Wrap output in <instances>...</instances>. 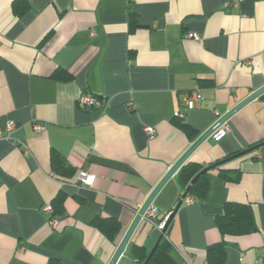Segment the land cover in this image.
I'll use <instances>...</instances> for the list:
<instances>
[{
  "label": "crops",
  "instance_id": "0c3cea01",
  "mask_svg": "<svg viewBox=\"0 0 264 264\" xmlns=\"http://www.w3.org/2000/svg\"><path fill=\"white\" fill-rule=\"evenodd\" d=\"M25 1L0 0V133L8 119L16 122L11 137L0 139V263L108 264L169 168L264 85V0H27L21 10ZM62 71L72 77L61 79ZM196 88L200 105L185 109L184 92ZM84 92L104 106L81 108ZM180 109L197 130L193 137L174 122ZM227 124L229 134L211 136L190 159L207 166L264 141V95ZM53 150L73 175L54 171ZM84 167L95 174L93 185L76 180ZM225 167L235 180L209 170L206 198L183 201L175 213L167 264H206L208 246L222 240L226 264H264V143ZM59 192L54 228L44 207ZM182 195L176 174L155 198L158 216ZM227 201L250 203L257 231L223 235L215 219ZM97 216L120 221L117 243L92 224ZM160 234L145 221L130 243L149 253ZM124 258L136 264L129 247Z\"/></svg>",
  "mask_w": 264,
  "mask_h": 264
},
{
  "label": "trees",
  "instance_id": "16d2710c",
  "mask_svg": "<svg viewBox=\"0 0 264 264\" xmlns=\"http://www.w3.org/2000/svg\"><path fill=\"white\" fill-rule=\"evenodd\" d=\"M26 1L24 2L25 4L20 7L21 10L22 9L24 10L26 6L28 5V2L26 3ZM129 24H130V30H133L137 25L136 16L132 10H130ZM59 77H61V79H70L72 75L68 71H62V74ZM101 100L103 101L102 97H101ZM184 117L185 116L175 115L174 122L177 124V126L180 129L186 132L190 137H193L194 135L197 134V130L194 127H192L190 124L185 122ZM257 144H260V143H257ZM255 145H252L251 147H249V149L254 147ZM256 149L257 148L252 149L244 154H240L242 152L241 151V152H237L231 155H226L225 157L218 159L215 162L210 163L207 166H205L204 164L198 163V162H194L189 158L187 162L180 168L179 172L177 173V177L183 188V195H182L181 200L184 201L183 196L186 194L187 191L188 192L186 196L192 195L194 196L195 200H198L200 202L206 198L208 188H209V176H208L209 170L201 174L193 184H192V180L201 171H203L205 168L211 165H215L211 169H217L218 174L222 178H224L225 181L235 180L233 177L229 175V171H228L229 169H227L225 165L231 160V158H238V157H241L247 154H251ZM51 164H52L54 171L59 174L71 176L75 172V168L72 167L67 162L66 158L60 155V153H58L55 150L52 151ZM63 198L64 196L62 195L61 192H59L54 198V200L52 201L53 213L51 217L54 215L61 214ZM158 219L160 220L163 218L159 217ZM145 221L147 220L144 218L142 222L140 223V225H142L143 222ZM215 221L223 235L225 234H235V235L248 234V233L257 231L258 229L250 203H240V202L235 203V202L227 201L224 205L223 212L216 215ZM92 224L95 227H97L99 230H101L105 234V236L114 243H117L119 241L123 233L122 224L120 223L118 219L114 217L97 216L93 220ZM169 227L167 228L166 234L161 239L157 249L155 250L148 264H167L168 262L171 261L167 253L171 245V242L169 241V236H168ZM227 245L228 243L225 240L209 245L207 248L206 264H226ZM128 247L130 249V253L132 257L134 258L136 264H144V262L146 261L148 257L146 248L143 245L137 244V243H129ZM50 263L51 264H62L60 261L55 260V259L51 260Z\"/></svg>",
  "mask_w": 264,
  "mask_h": 264
},
{
  "label": "water",
  "instance_id": "95a60500",
  "mask_svg": "<svg viewBox=\"0 0 264 264\" xmlns=\"http://www.w3.org/2000/svg\"><path fill=\"white\" fill-rule=\"evenodd\" d=\"M262 95H264V85L261 86L260 88L256 89L255 91H253L250 95H248L247 97H245L244 99H242L238 103H236L230 110H228L225 114H223L221 117H219L207 130H205L203 133H201L197 137V139L195 141H193V143L181 155V157L169 168V170L167 171V173L157 183V185L153 188V190L148 195V197L146 198V200L144 201V203L137 210L136 215H135L132 223L130 224V226L126 230V232L123 235V237L120 240V242L118 243L117 248H116L113 256L111 257L110 261L108 262V264H119L121 258L123 257V255L125 254V252L127 250V247L129 245V243H130V241H131L134 233L138 229V227H139L140 223L142 222V220L145 218V215H146L147 210L149 209V207L154 204L155 198L157 197V195L159 194V192L164 188V186L167 184V182L173 176H175L179 172L180 168L187 162V160L194 154V152L208 138H210L211 136H214L215 133L217 132V130L219 128H221L223 125L227 124V122L237 112H239L242 108H244L250 102H252L253 100H255V99L259 98V97H261ZM263 143H264V141L262 143H260V144L255 145L254 147H252L250 149H247V150L242 151L240 154H244V153H246V152H248V151H250L252 149L258 148ZM236 156H238V155H236ZM214 166L215 165H211V166L205 168L203 171H201L198 175H196V177L192 180V184L198 179V177L201 174H203L204 172L210 170ZM187 192H186V194H187ZM186 194L183 196L184 199L186 197ZM182 203H183V200H181L177 204L176 208L170 213L169 218H168L167 223H166V227L161 232V234H160L159 238L157 239L155 245L153 246V248L148 253V257H147L146 261L144 262V264H148V262L150 261V259L153 256L155 250L157 249V247H158L161 239L166 234L167 228L172 223V220H173V218L175 216V213L180 208V206L182 205Z\"/></svg>",
  "mask_w": 264,
  "mask_h": 264
},
{
  "label": "built area",
  "instance_id": "2783aa9c",
  "mask_svg": "<svg viewBox=\"0 0 264 264\" xmlns=\"http://www.w3.org/2000/svg\"><path fill=\"white\" fill-rule=\"evenodd\" d=\"M189 36L193 37L197 40H201L200 35H198L197 33L191 32V33H189ZM202 99H203V95L199 89H197V88L191 89V90L184 92L182 105L184 106L185 109H192L194 107L199 106ZM77 101H78V105L84 109H93L95 107H103L104 106V103L101 100V97H99L98 95L93 94L91 92L80 93ZM176 116H185V110L180 109V111L176 112ZM15 126H16L15 120L14 119H8L6 122V133L5 134L0 133V139L10 138L12 131L15 128ZM34 129L37 131H40L43 129V126L40 123L35 122ZM145 129L150 136H154L156 134V129L152 126H147ZM230 131H231V127L228 124H225L217 130V132L215 133L214 136L216 138H220V137H223V136L229 134ZM95 179H96L95 174L91 173L85 167L79 170L77 177H76V180H78L80 183L87 184V185H93L95 182ZM184 202L191 204V203L195 202V198L192 195H187L184 199ZM44 210L48 214L52 215V213H53L52 204L45 205ZM169 215H170V213L167 214L165 217H163V219L159 220L158 219L159 218L158 207L153 204L147 210V213L145 215V219L147 221L151 222L154 227H156L157 229H159L162 232L164 230V228L166 227V223H167V220L169 218ZM59 223H60V219L57 215H54L50 218V225L52 227L56 228L59 225ZM187 264H189V263H187Z\"/></svg>",
  "mask_w": 264,
  "mask_h": 264
},
{
  "label": "rangeland",
  "instance_id": "374dc122",
  "mask_svg": "<svg viewBox=\"0 0 264 264\" xmlns=\"http://www.w3.org/2000/svg\"><path fill=\"white\" fill-rule=\"evenodd\" d=\"M126 261H127V258H124L123 260H121L120 264H128V262Z\"/></svg>",
  "mask_w": 264,
  "mask_h": 264
}]
</instances>
